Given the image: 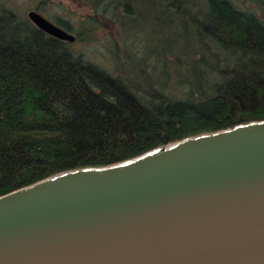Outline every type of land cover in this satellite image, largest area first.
Instances as JSON below:
<instances>
[{"label": "trees", "instance_id": "trees-1", "mask_svg": "<svg viewBox=\"0 0 264 264\" xmlns=\"http://www.w3.org/2000/svg\"><path fill=\"white\" fill-rule=\"evenodd\" d=\"M249 1L255 9L243 0H92L79 29L57 21L82 41L102 20L139 25L146 13L177 51L158 57L146 84L124 65L114 75L85 61L0 5V196L264 121V0Z\"/></svg>", "mask_w": 264, "mask_h": 264}, {"label": "water", "instance_id": "water-1", "mask_svg": "<svg viewBox=\"0 0 264 264\" xmlns=\"http://www.w3.org/2000/svg\"><path fill=\"white\" fill-rule=\"evenodd\" d=\"M0 264H264V121L0 196Z\"/></svg>", "mask_w": 264, "mask_h": 264}, {"label": "rangeland", "instance_id": "rangeland-1", "mask_svg": "<svg viewBox=\"0 0 264 264\" xmlns=\"http://www.w3.org/2000/svg\"><path fill=\"white\" fill-rule=\"evenodd\" d=\"M91 1L0 0V5L14 10L18 15L23 17H27L29 10H36L53 23L62 19L71 23L72 29L77 30L83 19L87 16H92ZM124 5V3H121V7H124ZM239 5L245 9H255V4L249 0H243ZM38 6H40L39 10L36 8ZM109 8L110 6H107V9ZM136 10L139 12L145 11L143 7ZM104 15L105 19H107V17L113 14L109 9ZM118 20H114V23L102 20L101 25L104 27L102 30L96 29L94 34L89 36L84 35L82 41L81 39L74 41L70 43L69 47L76 53L81 54L85 61L87 60L93 65L107 70L110 74H116L114 69L117 64L124 65L134 80L143 83L145 82V73L153 71L161 54L166 52L168 53L167 56H169L171 52H177L175 45L172 48L168 46L164 47L166 43L161 40L163 34L158 32V29L154 32L153 26L147 23L151 19L146 13H143L141 20L143 23H138L139 25L134 22L131 25L123 27L120 26ZM82 26L85 25L82 24ZM140 68L145 70V72L141 70V79H139Z\"/></svg>", "mask_w": 264, "mask_h": 264}, {"label": "flooded vegetation", "instance_id": "flooded-vegetation-1", "mask_svg": "<svg viewBox=\"0 0 264 264\" xmlns=\"http://www.w3.org/2000/svg\"><path fill=\"white\" fill-rule=\"evenodd\" d=\"M41 14V13H40ZM41 15H43V14H41ZM44 16V15H43ZM45 17V16H44ZM45 18H47V17H45ZM50 21V20H49ZM56 25H58V26H60L59 24H58V22L57 21H55L54 22ZM61 28H63L64 30H66V31H68L69 33H72L71 31H70V29H68V28H66V27H64V26H60ZM65 42V41H64Z\"/></svg>", "mask_w": 264, "mask_h": 264}]
</instances>
